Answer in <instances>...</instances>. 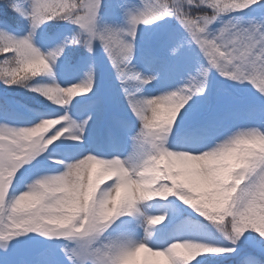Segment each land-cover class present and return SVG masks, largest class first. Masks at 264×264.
<instances>
[{
    "label": "clouds",
    "instance_id": "clouds-1",
    "mask_svg": "<svg viewBox=\"0 0 264 264\" xmlns=\"http://www.w3.org/2000/svg\"><path fill=\"white\" fill-rule=\"evenodd\" d=\"M103 5L0 0L24 21L0 27V87L46 105L0 104V264L31 242L14 264H225L244 242L255 251L239 264H264V0H120L119 20ZM173 22L168 56L191 63L165 81L135 61L141 33ZM50 24L64 27L44 36ZM97 41L127 109L103 147L88 141L93 113L71 111L95 93L94 65L58 79L69 46L95 56ZM242 89L253 103L197 117Z\"/></svg>",
    "mask_w": 264,
    "mask_h": 264
},
{
    "label": "rangeland",
    "instance_id": "rangeland-1",
    "mask_svg": "<svg viewBox=\"0 0 264 264\" xmlns=\"http://www.w3.org/2000/svg\"><path fill=\"white\" fill-rule=\"evenodd\" d=\"M120 0H104V5L101 9V14L105 18L120 19V11L117 4ZM8 19L0 21V27H8L9 30L22 32L24 21L18 16L9 11ZM64 27L61 24H50L47 33L44 36L50 35L56 29ZM173 24L170 27L162 28L150 33H141L139 40V51L136 58V63L139 67L151 65L154 70H159L165 81H170L178 78L183 70L191 63L190 56H181L179 58H171L168 56L167 49L171 43ZM95 56H90L85 52L83 47L69 46L63 58L60 61V69L58 79L61 82L75 81L84 76V73L94 65L99 76V82L94 94H90L88 98H77L78 103L72 105L71 111L73 115H83L88 112L93 113L88 130V141L90 144L106 146L109 138V130L113 133L118 132V126L114 123V116H123L126 113V104L123 99L121 89L115 78V72L109 60L107 59L103 49L97 41L95 43ZM12 100H21L24 104L33 107H46L43 102L33 94L23 92L19 89H5L0 87V104L5 108L12 110L10 102ZM254 102V93L250 89H242L236 99L225 96H213L209 101L202 103V106L197 113L198 118H208L214 114L225 111L226 109H237L244 105ZM23 111V109H19ZM241 113H236L233 119H239ZM229 123L232 120L227 121ZM181 227L198 230L199 225L186 224ZM41 245L35 242L22 244L18 247L13 256L6 258L5 264H14L17 256L30 258L35 252L40 251ZM254 248L244 242L240 246L237 254L229 257L225 264H239L241 257L248 253L254 252ZM62 259V258H58Z\"/></svg>",
    "mask_w": 264,
    "mask_h": 264
},
{
    "label": "trees",
    "instance_id": "trees-1",
    "mask_svg": "<svg viewBox=\"0 0 264 264\" xmlns=\"http://www.w3.org/2000/svg\"><path fill=\"white\" fill-rule=\"evenodd\" d=\"M9 16H10L9 10L6 8L0 7V20L5 19V18L8 19Z\"/></svg>",
    "mask_w": 264,
    "mask_h": 264
},
{
    "label": "snow or ice",
    "instance_id": "snow-or-ice-1",
    "mask_svg": "<svg viewBox=\"0 0 264 264\" xmlns=\"http://www.w3.org/2000/svg\"><path fill=\"white\" fill-rule=\"evenodd\" d=\"M81 91H85V89H81Z\"/></svg>",
    "mask_w": 264,
    "mask_h": 264
}]
</instances>
